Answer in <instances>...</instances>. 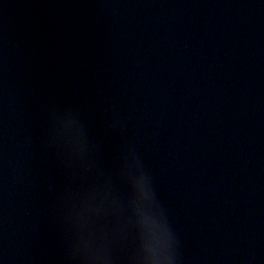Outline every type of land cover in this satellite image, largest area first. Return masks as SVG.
I'll use <instances>...</instances> for the list:
<instances>
[{
	"label": "water",
	"instance_id": "obj_1",
	"mask_svg": "<svg viewBox=\"0 0 264 264\" xmlns=\"http://www.w3.org/2000/svg\"><path fill=\"white\" fill-rule=\"evenodd\" d=\"M0 264H264V0H0Z\"/></svg>",
	"mask_w": 264,
	"mask_h": 264
}]
</instances>
